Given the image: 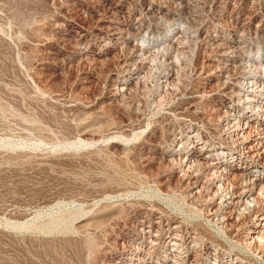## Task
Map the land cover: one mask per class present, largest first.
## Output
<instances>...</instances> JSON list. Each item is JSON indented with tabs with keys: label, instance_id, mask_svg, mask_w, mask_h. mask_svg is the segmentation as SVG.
<instances>
[{
	"label": "rangeland",
	"instance_id": "rangeland-1",
	"mask_svg": "<svg viewBox=\"0 0 264 264\" xmlns=\"http://www.w3.org/2000/svg\"><path fill=\"white\" fill-rule=\"evenodd\" d=\"M0 264H264V0H0Z\"/></svg>",
	"mask_w": 264,
	"mask_h": 264
},
{
	"label": "bare ground",
	"instance_id": "bare-ground-1",
	"mask_svg": "<svg viewBox=\"0 0 264 264\" xmlns=\"http://www.w3.org/2000/svg\"><path fill=\"white\" fill-rule=\"evenodd\" d=\"M253 84V83H252ZM245 204V203H244Z\"/></svg>",
	"mask_w": 264,
	"mask_h": 264
}]
</instances>
